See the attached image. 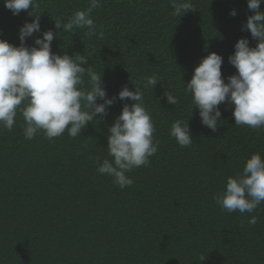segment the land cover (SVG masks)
<instances>
[{
  "label": "trees",
  "instance_id": "16d2710c",
  "mask_svg": "<svg viewBox=\"0 0 264 264\" xmlns=\"http://www.w3.org/2000/svg\"><path fill=\"white\" fill-rule=\"evenodd\" d=\"M38 2L41 31L25 46L52 30L60 34L51 51L87 56L85 66L101 73L108 98L125 86L139 87L159 147L149 166L128 173L134 183L121 189L96 168L97 161L111 160L108 127L131 100L117 99L75 138L65 131L52 140L42 133L28 140L18 113L12 131L0 129V264H264V202L252 213H228L213 198L229 176L242 173L247 157L258 152L264 158V129L236 126L233 106L222 103L212 132L183 88L209 53L223 58L227 82L236 73L228 62L236 41L247 38L255 47L242 30L253 14L247 0H191L195 10L179 17L170 0H101L92 19L102 26L103 40L90 39L86 29L64 34L54 26L57 18L86 9L88 0ZM31 20L0 0V39L19 46V29ZM153 74L158 83L144 88ZM166 90L178 104L166 101ZM177 119L188 120L189 147L169 135ZM251 216L254 225L247 222Z\"/></svg>",
  "mask_w": 264,
  "mask_h": 264
},
{
  "label": "clouds",
  "instance_id": "9594fccd",
  "mask_svg": "<svg viewBox=\"0 0 264 264\" xmlns=\"http://www.w3.org/2000/svg\"><path fill=\"white\" fill-rule=\"evenodd\" d=\"M264 0H247L252 15L247 17L242 30L250 32L257 41L249 46L247 38H240L234 45V53L228 62L236 73L222 77L223 58L215 52L203 57L194 67L185 93L191 94L192 107L198 109L202 125L215 132L221 117L219 105L233 106L232 115L236 126H248L253 130L264 129V11L260 5ZM4 7L13 15L27 11L32 17L19 29V46H13L0 39V129L12 131L19 113L23 118V134L32 140L37 134L52 140L67 131L75 138L81 130L99 116L107 115V109L117 100H131L125 103L113 124L108 127L107 153L110 159L97 161L96 171L113 179L119 188L130 187L134 180L128 173L141 166H149L159 141L154 139L156 131L151 113L144 106L143 92L139 87L130 91L123 87L117 96L108 98L101 73L96 74L88 64V57L75 54H56L51 43L57 32L45 30L34 39L35 46H25L26 38L41 31L38 0H3ZM101 0H88L86 9L77 10L67 20H54L56 29L63 33H74V29H86L90 39H104V31L92 19L95 9L101 7ZM173 14L181 16L188 10H195L191 0H170ZM229 15L235 16L233 9ZM85 77L88 89L85 90ZM144 88L155 86L156 74L144 78ZM132 84L133 81L131 80ZM134 85V84H133ZM166 101L176 105L179 100L170 91L164 93ZM102 103H97V100ZM191 107V109H192ZM188 120L177 119L171 124L169 135L180 147H189L193 139ZM214 200L223 211L252 213L264 202V158L253 153L246 158L242 173L229 176L223 191L214 195ZM257 222L256 216L247 221Z\"/></svg>",
  "mask_w": 264,
  "mask_h": 264
}]
</instances>
